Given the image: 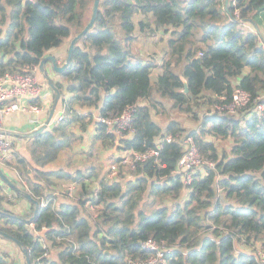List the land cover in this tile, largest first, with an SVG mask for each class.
<instances>
[{"label":"trees","instance_id":"trees-1","mask_svg":"<svg viewBox=\"0 0 264 264\" xmlns=\"http://www.w3.org/2000/svg\"><path fill=\"white\" fill-rule=\"evenodd\" d=\"M94 1L0 0V74L39 66L51 50L71 42L90 22ZM262 13L264 0H236V5L233 0L100 1L95 23L58 74L60 81L52 76L69 98L60 102L63 119L37 137L45 150L38 164L67 162L65 151L80 141L73 127L84 132L96 117L120 116L129 107L134 108L131 137L118 140L97 121L94 143L157 154L137 163L134 171L121 170L113 181L90 164L69 173L36 171V182L25 161L17 164L29 188L16 198L28 193L39 208L36 215L34 203L29 214L12 213L4 204L15 199L3 194L0 184V231L28 251L31 264H134L156 256L144 247L150 240L165 250L158 264H259L264 112L258 105L264 104V48L261 33L246 23L259 27ZM137 25L150 36L161 31L169 36L156 80L152 73L159 65L135 53ZM237 88L250 94V103L235 113L219 111L217 105L228 103ZM167 102L194 126L174 118L160 125L153 113L168 114ZM167 136L175 140L167 142ZM187 136L214 163L194 171L191 183L177 173ZM222 141L231 143L229 150L220 147ZM59 181L73 185L72 193L66 187L58 191ZM146 198L159 200V206L146 212ZM53 251L58 259L51 257ZM13 260L0 252V264Z\"/></svg>","mask_w":264,"mask_h":264},{"label":"crops","instance_id":"crops-1","mask_svg":"<svg viewBox=\"0 0 264 264\" xmlns=\"http://www.w3.org/2000/svg\"><path fill=\"white\" fill-rule=\"evenodd\" d=\"M261 22L259 23V27L255 26L252 30L258 31L264 37V13L261 15ZM252 24V23H251ZM69 42V39L68 41ZM67 42L56 49L51 50L48 54L55 55L58 59V62L63 63L66 59L69 45L65 48ZM18 48V44H15ZM9 55H5L2 59L4 62H7ZM47 68L50 70L51 75L55 79V81H60L58 79V74H54L52 70V64L48 63ZM156 80V79H155ZM35 102L41 107L40 112L34 111H17L14 113L9 114L4 120V132L12 141V151L8 152L7 157L4 160L0 161V173L4 176L7 180L1 177L0 175V184L3 187V194L7 195L13 202V205L8 203L4 204L7 209L12 211L14 214L24 215L29 214L33 210V203L28 199H18L16 198L17 192H23L28 190V179L22 177L20 173L17 171L15 166L17 164H21L22 161H25L28 165V173L31 171L35 178V175L38 173L36 171H43V172H53L58 170H64L66 172H74L77 169L86 167L90 164L98 165V168H101V177L105 174L106 167L112 161H115V157L118 156L119 152L116 148H104L97 142L94 143V136L96 131V122L97 117L90 126H88L87 130L82 132L79 127H73L72 132L75 133L76 138H80V141L75 143L73 147L67 149L65 153H68L70 159L66 161H60L57 165L54 166H43L40 167L38 162L43 159L45 156V150L43 147L39 145L37 142V137L47 129L43 130L42 132L38 133L35 136H24L32 133L36 129H39L42 125L47 123L49 120L50 112L55 103V93L49 87L41 97L35 100ZM62 106V105H61ZM60 102L57 106V111L60 109ZM64 107V106H63ZM80 113L86 112V110L79 106H76ZM55 114V115H56ZM168 115V114H166ZM51 122V121H50ZM160 125V121H158ZM54 125H49L48 128H51ZM69 164L71 166L69 167ZM39 176V175H38ZM32 180V178L30 177ZM36 180V179H35ZM33 181V180H32ZM37 182V180H36ZM60 184L58 191L64 189L63 187L67 188V192H71L74 189L73 185L69 183L59 181ZM61 192V191H60ZM59 198H62L61 196ZM61 200V199H59ZM152 201L153 205L150 207V211L145 209L146 212H152L155 208H157L160 204L159 200H154L152 198H146L142 207L147 203V201ZM18 247L16 244L0 235V252H8L9 254L13 255L14 264H26V259L23 253L20 256L18 253ZM22 251V250H21ZM20 251V252H21ZM51 257L54 259H58V255L53 251L51 253Z\"/></svg>","mask_w":264,"mask_h":264},{"label":"built area","instance_id":"built-area-1","mask_svg":"<svg viewBox=\"0 0 264 264\" xmlns=\"http://www.w3.org/2000/svg\"><path fill=\"white\" fill-rule=\"evenodd\" d=\"M234 5H236V0ZM235 15L240 17V11L236 9ZM260 43L264 48V38H260ZM49 88L48 84L39 74V66L27 67L25 71L6 72L0 74V161L7 157L8 152L12 151V141L10 138L2 132L4 127L5 118L17 111H34L40 112L41 107L35 102L36 99L41 97L45 90ZM69 95L64 94L61 97L60 102L63 104L67 102ZM223 100L226 101L227 97L224 96ZM250 94L241 88H237L231 100L223 105H217L219 111H228L235 113L238 107H242L250 103ZM64 106V105H63ZM63 106L60 107L57 114L53 117L50 125H57L63 119ZM258 110L264 112V104L258 105ZM134 108L129 107L120 116L110 117H97V121L107 125L108 130L114 133L118 140L131 137L133 133L132 127V114ZM116 139V144H118ZM167 142L175 140L172 136H167L165 139ZM184 145V154L177 166V173L184 176L186 182L191 183L192 174L204 165L213 166L214 163L209 162L205 156H203L196 144L194 137L187 136L182 142ZM119 154L114 161L106 167V177L108 180L113 181L119 177L121 170L124 172L136 169L137 163L144 162L152 156L156 155L155 150H151L144 153L139 152H124L118 151ZM43 205H46L43 202ZM1 218V214H0ZM1 223V219H0ZM33 227V226H32ZM145 248H149L156 252V256L147 260H136L134 264H158L159 261L164 260L165 250L158 246L153 241L145 243ZM166 249V248H165ZM259 264H264V249L258 248L255 254Z\"/></svg>","mask_w":264,"mask_h":264},{"label":"rangeland","instance_id":"rangeland-1","mask_svg":"<svg viewBox=\"0 0 264 264\" xmlns=\"http://www.w3.org/2000/svg\"><path fill=\"white\" fill-rule=\"evenodd\" d=\"M139 20H140V18L137 17L135 23L137 24L139 22ZM246 25L249 29L254 28L253 24L246 23ZM135 34L138 35V38H136L134 41L135 53H137V55L140 56V58H142L145 62L154 63L156 65L157 64L159 65L157 68L154 69V71L152 73V79L155 80V79H157V76L163 70V64H164L165 55L167 52V39L169 38V36L165 35V31H161V32L157 33L156 36H150L147 34L146 31L140 32V28L138 25L136 26ZM261 37H263V35H261ZM69 43H70V41L67 42V44L65 45V48L69 45ZM56 74H60V73H56ZM58 79H61L60 76H58ZM167 103H168L167 104L168 109H166V112L168 113V115H157V114L153 113L155 119L157 121H160V123L162 124L163 127H166L169 120L173 119V118L174 119H180V121L184 125H186L188 128H192L194 126L195 123L187 115H183L176 110L170 109L171 104L169 102H167ZM230 145H231V143L229 141L220 142L221 148H226L229 150ZM113 162L114 161H112L111 163H113ZM151 205H153V202L150 200L147 201V203L144 205V209L149 210ZM236 247L238 249L243 248L241 246V244H239V243H236ZM250 248H252V247H250ZM260 248H262V247H260ZM245 249L247 251H249L248 248H245ZM263 249H264V247H263ZM257 250H258V248H257ZM17 251H18L19 255L21 256L22 255L21 253H23V250L21 251L18 248Z\"/></svg>","mask_w":264,"mask_h":264},{"label":"water","instance_id":"water-1","mask_svg":"<svg viewBox=\"0 0 264 264\" xmlns=\"http://www.w3.org/2000/svg\"><path fill=\"white\" fill-rule=\"evenodd\" d=\"M100 1L101 0H95L94 1V6H93V13H92V18L90 20V22L88 23V25L77 35L73 36V38L71 39L70 45H69V49H68V53H67V57L65 59V61L62 63L58 62V59L55 55L52 54H47L40 62L39 64V72L42 76V78L45 80V82L48 84V86L54 91L55 93V103L54 106L50 112V116H49V120L47 121V123H45L44 125H42L39 129H36L35 131H33L32 133L28 134V135H24V136H35L38 133L42 132L43 130L47 129L50 125V121L53 119V117L56 114L57 111V106L61 100L62 97V93L60 91V89L56 86V83L54 82L51 72L50 70L47 68V64L51 63L52 64V70L55 73H63L64 70H66V68L68 67L70 61H71V56H72V52L75 48V46L79 43V41L86 36L87 32L89 31V29L94 25L97 14H98V10H99V6H100ZM189 89H188V85L185 82V93H188ZM4 132V130L2 131ZM5 133V132H4ZM1 177L4 178L5 180L8 181V179H6L4 176H2V174L0 173ZM29 175L32 178L33 181H36L33 173L31 171H29ZM9 182V181H8ZM26 199H28L29 201H31L32 203H34L35 205V209H34V215L37 214L38 208H39V203L30 195V194H26L25 195ZM0 235L11 240V241H15L14 238H12L11 236H9L8 234H6L5 232L0 231ZM23 250V254L25 256L26 259V264H31V259L29 256V253L26 249H22Z\"/></svg>","mask_w":264,"mask_h":264}]
</instances>
